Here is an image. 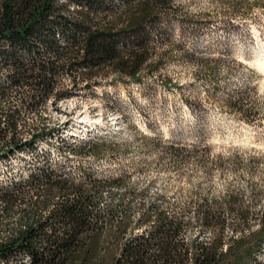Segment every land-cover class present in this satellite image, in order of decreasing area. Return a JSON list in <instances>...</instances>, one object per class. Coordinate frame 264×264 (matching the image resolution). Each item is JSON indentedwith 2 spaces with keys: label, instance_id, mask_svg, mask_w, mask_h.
I'll return each mask as SVG.
<instances>
[{
  "label": "trees",
  "instance_id": "1",
  "mask_svg": "<svg viewBox=\"0 0 264 264\" xmlns=\"http://www.w3.org/2000/svg\"><path fill=\"white\" fill-rule=\"evenodd\" d=\"M172 3L0 0V72L6 73L28 112L37 111L51 96L69 94L59 80L63 73L72 78V88L81 82L90 89L107 73L139 82L170 54L168 49L157 52L150 38L163 35L158 24L176 14ZM153 55L157 60L151 62ZM204 59L208 66L217 61ZM209 73L214 79V67ZM241 94L225 101L231 112L242 106ZM5 95L0 89V98ZM20 113L17 108L0 111V160L35 153L36 142L45 133L51 136V129H43L23 138ZM60 142L59 154L94 159L111 147L100 138ZM51 155L42 153L44 158L25 177L0 182V264H261L257 256L264 250V211L253 232L249 211L236 209L235 197L229 196L224 209L199 196L191 210L190 193L181 201L158 193L149 198L146 189L137 192L129 175L100 176L84 169L82 176H72L53 164ZM233 214L240 230L232 231L240 235L227 238ZM205 231L210 234L206 239Z\"/></svg>",
  "mask_w": 264,
  "mask_h": 264
},
{
  "label": "rangeland",
  "instance_id": "2",
  "mask_svg": "<svg viewBox=\"0 0 264 264\" xmlns=\"http://www.w3.org/2000/svg\"><path fill=\"white\" fill-rule=\"evenodd\" d=\"M172 4L176 14L158 24L163 35L150 38L152 48L170 54L157 71L144 70L139 82L107 73L90 89L81 82L72 88V78L63 73L59 80L69 94L51 96L37 111L28 112L6 73L0 72V89L6 94L0 98V111L20 109L23 138L52 130L36 142L35 153L0 160L1 183L25 177L44 158L42 153L51 152L52 163L72 176H82L84 169L100 176L129 175L137 192L146 189L149 198L158 193L181 201L190 193L191 210L199 196L224 209L229 196L235 197V208L249 211V230L259 229L264 211V70L257 62L264 58V0ZM153 56L151 62L157 60ZM207 57L217 61L208 66ZM213 67L215 77L210 79ZM236 92L242 93V106L231 112L225 101ZM97 138L111 146L99 159L56 150L62 139L78 144ZM228 222L226 237L239 236L232 231L240 230L236 215ZM257 260L264 264V250Z\"/></svg>",
  "mask_w": 264,
  "mask_h": 264
},
{
  "label": "bare ground",
  "instance_id": "3",
  "mask_svg": "<svg viewBox=\"0 0 264 264\" xmlns=\"http://www.w3.org/2000/svg\"><path fill=\"white\" fill-rule=\"evenodd\" d=\"M70 10H74V6L73 7L71 6ZM257 66L259 70H264V58L257 62Z\"/></svg>",
  "mask_w": 264,
  "mask_h": 264
}]
</instances>
